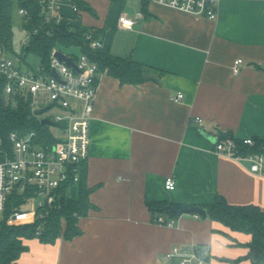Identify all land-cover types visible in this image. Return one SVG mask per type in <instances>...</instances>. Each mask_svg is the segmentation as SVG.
I'll return each mask as SVG.
<instances>
[{
    "label": "crops",
    "instance_id": "0c3cea01",
    "mask_svg": "<svg viewBox=\"0 0 264 264\" xmlns=\"http://www.w3.org/2000/svg\"><path fill=\"white\" fill-rule=\"evenodd\" d=\"M86 3L94 13L81 12L76 26L103 31V54L132 56L157 82L122 86L100 74L83 166L93 208L79 221L82 234L55 244L26 241L18 264H182V255L200 248L206 264H252L251 236L209 218L154 216L148 205L205 210L222 198L264 212V176L214 153L208 139L222 132L237 141H264V0H221L217 21L155 0L154 18L145 21L141 1L127 0L133 31L119 28L124 14L109 0ZM63 13L75 21L69 6ZM238 60L244 67L235 76ZM179 94L184 102H173ZM169 178L177 186L171 193ZM159 219L175 226H159ZM176 248L182 255L168 259Z\"/></svg>",
    "mask_w": 264,
    "mask_h": 264
},
{
    "label": "built area",
    "instance_id": "2783aa9c",
    "mask_svg": "<svg viewBox=\"0 0 264 264\" xmlns=\"http://www.w3.org/2000/svg\"><path fill=\"white\" fill-rule=\"evenodd\" d=\"M158 4L182 13L218 20V9L221 0H155ZM40 5V17L47 26L61 27L65 20L69 22V33L77 29L80 10L74 0H37ZM69 6L75 21L66 19L63 9ZM16 15L22 19L23 27H29L33 18L26 10H17ZM136 22L124 14L119 18L118 26L123 31H133ZM30 41L39 31L30 30ZM54 38V33H48ZM89 51L102 54L104 43L95 39L94 33L84 35ZM30 42L25 41L19 57L24 58L25 50ZM79 56L65 54L54 49L49 66H40L39 70L25 72L24 61L17 63L15 57L0 46V82L4 84V94L9 101L21 100L30 104L33 114L48 110L53 112L39 120L52 122L58 135L53 134L57 143L44 146L37 143L36 134L22 138L18 134L9 137L8 146L0 138V233L4 223L9 227L37 226V238H41L52 214L59 209L57 201L60 190L68 185H78L81 180L82 168L90 157L91 124L98 95L100 71L89 54L80 48ZM64 55L71 60L72 67L61 61L57 56ZM25 59V58H24ZM244 61L238 60L233 67V74L239 76ZM53 72L58 79L54 78ZM185 96L179 94L173 99L175 103H183ZM37 117V116H36ZM44 117V118H43ZM202 125L200 118L193 120ZM245 146L254 147V139L243 140ZM214 153L240 163L251 165L253 174L264 176V156L242 157L237 151L234 140L218 138L213 146ZM174 178L166 180L167 192L176 190ZM15 195L25 197L21 209L6 217L8 204ZM159 226L173 228L174 222L166 224L164 219L157 221ZM182 255L179 248L167 257L171 259ZM182 264H206L198 253L182 255Z\"/></svg>",
    "mask_w": 264,
    "mask_h": 264
},
{
    "label": "trees",
    "instance_id": "16d2710c",
    "mask_svg": "<svg viewBox=\"0 0 264 264\" xmlns=\"http://www.w3.org/2000/svg\"><path fill=\"white\" fill-rule=\"evenodd\" d=\"M80 12L93 14V10L86 0H74ZM127 0H109L116 6L121 14H125ZM142 15L145 21L154 17L150 14L152 0H140ZM40 5L37 0H0V46L4 47L12 56L20 58L14 50V19L17 10H26L33 18L32 24L24 28L26 31L38 30L29 44L25 55L33 54L41 62V66H49L54 49L67 51L80 48L89 54L92 61L97 64L100 74L107 73L109 77L119 81L122 86H138L143 84L148 77L146 68L137 64L133 57L118 58L110 54H95L89 51L84 35L93 32L95 39H102L103 31L88 28L77 29L69 33V22L64 21L61 27L47 26L40 17ZM54 33V38H49L48 33ZM18 134L26 138L36 134L37 143L44 146H53L57 143L50 126H43L38 117L33 114L30 104L21 100L9 101L4 94V84L0 82V138L6 146L9 137ZM229 140H234L231 136ZM237 151L242 157L264 156V141L255 140L254 147L245 146L243 141H237ZM91 191L87 187V173L82 168L81 180L78 185H68L60 190L57 209L50 217L41 238H37V226L9 227L4 223L0 233V264H18L21 256L28 252L24 242L40 240L43 244H55L59 239L72 240L82 233L78 227L79 221L88 216L92 205L90 204ZM26 198L15 195L10 199L6 217L21 209ZM150 212L156 215H167L171 220L176 216L170 208L176 210L181 207L168 203L149 204ZM209 220L217 222L230 229L232 232L249 235L252 243L249 245L248 260L252 264H264V212L256 207H233L224 199L217 198L215 205L206 208ZM168 224V223H166ZM204 261L209 257L197 252Z\"/></svg>",
    "mask_w": 264,
    "mask_h": 264
},
{
    "label": "rangeland",
    "instance_id": "374dc122",
    "mask_svg": "<svg viewBox=\"0 0 264 264\" xmlns=\"http://www.w3.org/2000/svg\"><path fill=\"white\" fill-rule=\"evenodd\" d=\"M13 41H14V50L18 56H20L19 54L22 51L23 43L25 41H27L28 43L30 42V35H29L28 31H26L24 29L22 19L19 18L17 15L15 16V19H14V38H13ZM64 53L66 55L75 53L76 55L79 56V53L77 50H67V51H64ZM24 58H26L24 61L25 66H22V68L25 72L30 73L33 70L34 71L39 70V68L41 66V62L38 58L35 57V55H33V54L25 55ZM15 61L17 63L22 62L20 58H16V57H15ZM51 114H53V112H48L47 114H45L44 117H48ZM52 132H53V134L58 135V132L55 128L52 129Z\"/></svg>",
    "mask_w": 264,
    "mask_h": 264
},
{
    "label": "water",
    "instance_id": "95a60500",
    "mask_svg": "<svg viewBox=\"0 0 264 264\" xmlns=\"http://www.w3.org/2000/svg\"><path fill=\"white\" fill-rule=\"evenodd\" d=\"M131 11V12H130ZM126 13L127 14H130L131 16H134L133 12L131 9L127 8L126 9ZM61 61L63 62H66L67 65L69 67H72V62L71 60L67 59L64 55L62 54H58L57 56ZM53 76L54 78L58 79L57 75L55 72H53ZM145 82H157V80L153 79V78H145L144 80ZM48 110H42V111H38V112H35L34 115L37 116V117H40L42 115H44ZM42 125L43 126H53L52 122L49 121V120H43L42 121ZM220 136L224 139H228L229 138V134H224L222 132H220ZM208 139L213 143L215 144L216 143V139H213V138H209ZM170 211L176 216L177 219L181 218L182 216H196L198 218H201L203 221H206L208 219V214L206 211L204 210H200V209H197V208H183V209H180V210H176L174 208H170ZM192 251V249H188L186 252L190 253ZM197 252H199L200 254H204L206 255L207 253L203 250V249H198Z\"/></svg>",
    "mask_w": 264,
    "mask_h": 264
}]
</instances>
